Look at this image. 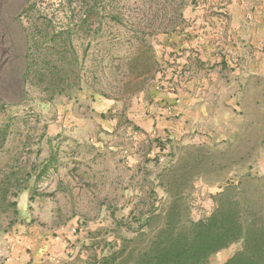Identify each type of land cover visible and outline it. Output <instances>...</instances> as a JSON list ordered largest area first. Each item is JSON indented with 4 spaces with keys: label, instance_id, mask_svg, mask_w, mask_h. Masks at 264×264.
<instances>
[{
    "label": "rangeland",
    "instance_id": "374dc122",
    "mask_svg": "<svg viewBox=\"0 0 264 264\" xmlns=\"http://www.w3.org/2000/svg\"><path fill=\"white\" fill-rule=\"evenodd\" d=\"M170 203L264 264V0H0V264H111Z\"/></svg>",
    "mask_w": 264,
    "mask_h": 264
},
{
    "label": "trees",
    "instance_id": "16d2710c",
    "mask_svg": "<svg viewBox=\"0 0 264 264\" xmlns=\"http://www.w3.org/2000/svg\"><path fill=\"white\" fill-rule=\"evenodd\" d=\"M26 39L28 42L27 34ZM22 78L25 84L26 70ZM173 207L170 203L161 215L148 217L146 231L131 240L128 250L123 247V250L114 252L108 258L111 264H208L207 256L232 239L226 238L227 229L222 232L212 229L216 224L215 217L207 222H183L173 217ZM154 219H157L156 225H152ZM139 240L142 244L138 247ZM239 256L235 254L224 264H254L244 263Z\"/></svg>",
    "mask_w": 264,
    "mask_h": 264
}]
</instances>
